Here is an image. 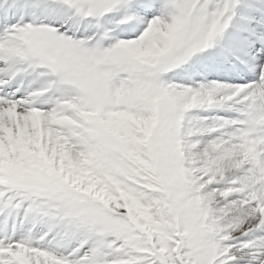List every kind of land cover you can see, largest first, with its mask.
I'll return each mask as SVG.
<instances>
[{
    "label": "snow or ice",
    "instance_id": "1",
    "mask_svg": "<svg viewBox=\"0 0 264 264\" xmlns=\"http://www.w3.org/2000/svg\"><path fill=\"white\" fill-rule=\"evenodd\" d=\"M0 264H264V0H0Z\"/></svg>",
    "mask_w": 264,
    "mask_h": 264
}]
</instances>
